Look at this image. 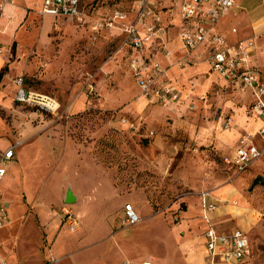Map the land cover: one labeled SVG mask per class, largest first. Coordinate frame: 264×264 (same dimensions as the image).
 Returning a JSON list of instances; mask_svg holds the SVG:
<instances>
[{"label":"rangeland","instance_id":"obj_1","mask_svg":"<svg viewBox=\"0 0 264 264\" xmlns=\"http://www.w3.org/2000/svg\"><path fill=\"white\" fill-rule=\"evenodd\" d=\"M141 1L80 0L79 15L55 18L40 13L39 3L22 5L26 15L17 38L0 40V137L20 142L14 150L18 160L7 164L0 182L10 218L0 228V254L8 264H35L52 251L58 264H71L64 253L106 234L107 211L115 228L124 229L151 264H188L189 251L202 250L204 191L216 211L231 206L215 223L240 227L249 237L250 254L239 264H264V170L251 166L235 173L224 161L233 148L226 154L220 137L224 120L238 109L244 113L247 98L209 69L202 47L193 54L182 46L176 3L150 0L161 29L148 34L145 25L135 24ZM238 11V17L223 19L218 27L226 28L230 43L251 40L249 63L264 69V1L241 0ZM118 12L124 18H114ZM44 16L52 19L45 22ZM151 20L147 16L143 22ZM233 21L236 30L228 31ZM129 23L148 34L138 50L126 39ZM0 37L8 40L9 34ZM134 59L157 81L173 83L177 99L145 98ZM154 64L165 73L155 75ZM17 75L28 90L53 97L57 108L18 102ZM89 82L95 88L91 94ZM258 176L261 181L251 188ZM71 193L72 201L64 199ZM127 203L140 215L137 224L123 223ZM65 205L78 218L75 231L63 220L60 207ZM92 247L76 259L83 261L82 253Z\"/></svg>","mask_w":264,"mask_h":264},{"label":"built area","instance_id":"obj_2","mask_svg":"<svg viewBox=\"0 0 264 264\" xmlns=\"http://www.w3.org/2000/svg\"><path fill=\"white\" fill-rule=\"evenodd\" d=\"M169 1H173L171 3H176L178 7L181 19L179 38L182 46L187 50L204 46L209 69L225 84L238 90L243 97L247 98V117L250 119L251 127L242 131L232 154L224 157V161L235 173H244L264 152V70L249 63L254 47L251 40L230 43L226 35L215 29L220 19L235 7L238 0ZM10 2L11 0H0V15L4 6ZM150 5L152 6L150 0H142L135 9L137 19L135 24L139 22L145 25L148 34L161 29L157 25L160 20L158 12L153 11ZM40 13L52 16H77L80 14V0H42ZM147 16L152 17V20L143 22ZM114 18H124V15L118 12ZM113 21L108 20L106 23L112 25ZM135 24L129 23L125 32L131 47L138 50L143 46L148 34L142 35ZM132 65L141 93L145 98L163 102L177 99L179 93L173 83L157 81L155 76L148 73L147 67L135 65V59ZM152 71L158 77L165 73V70L157 64L152 66ZM14 83L15 99L18 102L37 105L51 111L57 108L58 103L53 97L28 90L22 75L14 77ZM94 90L92 82L87 83L88 93L91 94ZM223 126L225 129L230 128L229 117L224 120ZM19 144V141L10 143L0 156V182L6 175L7 164L14 158V150ZM200 206L206 224L202 232L201 246L209 264H239L246 260L250 254L249 237L246 231L235 228L230 232H222L214 227L210 222L209 214L216 209L217 205L210 200V194L207 191L200 193ZM60 209L67 228L71 231L77 230L79 221L73 211L66 205L61 206ZM123 216V223L127 225L137 224L141 219L130 203L124 205ZM9 220L6 204L0 194V228L9 223ZM57 262L58 258L50 255L42 264H57ZM0 264H8L1 254ZM121 264L134 263L125 261ZM141 264L151 263L145 260Z\"/></svg>","mask_w":264,"mask_h":264},{"label":"crops","instance_id":"obj_3","mask_svg":"<svg viewBox=\"0 0 264 264\" xmlns=\"http://www.w3.org/2000/svg\"><path fill=\"white\" fill-rule=\"evenodd\" d=\"M240 1L241 0H238L235 7L233 8V10L229 11L226 14L227 16L225 15L224 17H222L219 22H222L223 19L232 21L234 16L238 17L240 14V12L238 11V9L240 8ZM41 2H42V0H11L10 3H7L3 8V12L5 11V15H12V19L7 20L5 18L6 17L5 15L1 19V16L3 14V12H2V14L0 15V24H1V27H4V30L1 31L0 36H2V35L5 36V35L9 34V38H8V40H4V39H1V37H0V40L4 41L5 43H9L11 40H13V38H15V37L17 38L16 34L18 32L19 23H20L22 17L26 15V10L22 5H31L33 3H39L41 5ZM55 17L56 16H52V18H55ZM51 19L46 20L45 16H44L45 22H49ZM234 24H238V22L235 23L233 21L231 24H229L230 26L228 28V31H229V29H235L236 30V28L232 27ZM218 25H219V23H217V25L215 26V29L219 32H222L224 35H226L224 32V30H226V28L223 29L222 27H218ZM13 42H15V41H13ZM173 45L174 44H172V46ZM199 47H202L203 53H205V51H206V50H204L205 47L204 46H199ZM199 47H197V48H199ZM197 48L193 50V54L197 53ZM257 58H258V56H257ZM250 64L255 65L256 68H258V69H261V68H259V66H257V64H254L252 62ZM200 66L205 68V67H207V64L205 62H200ZM261 70H264V69H261ZM246 107L244 109V113L238 109L234 114H231V116H229V118L231 119V126L229 129H223L222 126L220 128V131H223V132H221L220 137L223 136V141L228 146L226 154H230L229 151H231L232 148L234 149V147L237 143L238 137L242 133V131H244L246 129H250V127H251L250 119H249V117H247ZM225 131H227V133H225ZM0 141H2L4 143L3 146H0V148H1L0 149V156H1L3 151L5 150V148L9 145V142L7 143V141L1 137H0ZM18 157L19 156L17 154L16 155L14 154V158L16 160H18ZM252 166H254L255 169L264 170V152L252 164ZM0 194L2 195L3 200L6 204L7 210H8L7 200L5 199V197L3 196L2 193H0ZM73 197H74V195L71 193V195H65L64 199H67L68 201H72ZM83 207H84V205H83ZM229 207H230L229 205H225L224 207H221L219 210H217V211L215 210L214 212L212 211L213 213L211 212L212 215L209 217L210 222L212 224H214L215 225L214 227L219 231L230 232L231 230H233L235 228H240V227H234L233 226L234 228L230 227L227 229L226 227L222 228L219 226V224L215 223V220L218 219L219 216H222L224 213H226ZM188 210H189V208H187V211ZM109 215H110V212L107 211L105 214V219H106V223H107L106 224V234L104 236L98 237L97 239L91 241L90 243H87L86 246L76 248V249H70V251H68L67 253H64L65 257L70 259L71 264H121L125 261H129V262H132L134 264H141L143 261L149 260V259H145V256H148V255H146V254L144 255L141 252H139L141 249V246L136 245L134 243L132 237H130L129 234L127 232H125L124 229H116L115 228L116 220L113 216H109ZM194 220H196V219H194ZM205 226H206V224H204L203 228H205ZM58 233H54L51 235V237H52V247L51 248L52 249L54 247V241H55ZM76 238L79 240L80 236H76ZM180 244L182 245L183 243H180ZM96 245H97V248H99V251L94 252V250L96 249ZM89 246H93L92 249L88 250L87 253H82V255L85 256L84 260L78 261L76 259V257L78 256L77 253L81 252V250H84ZM183 246H184V244H183ZM185 246L186 247L184 249H186L185 251L188 252L189 250H187V248H189V247H187V244ZM52 249H51V251H52ZM194 252L195 251L190 250L189 254L187 256H185L188 264H208V260L205 257V252L203 251V249L199 250L195 254H194ZM50 255L56 257L52 251L45 258H43L39 261L37 260L35 264H42V262L47 257H49ZM113 260H117L116 263L113 262ZM110 261H112V262H110ZM58 262H59V258H58ZM58 262H57V264H58Z\"/></svg>","mask_w":264,"mask_h":264},{"label":"water","instance_id":"obj_4","mask_svg":"<svg viewBox=\"0 0 264 264\" xmlns=\"http://www.w3.org/2000/svg\"><path fill=\"white\" fill-rule=\"evenodd\" d=\"M260 181H261V177H260V176L255 177V178L253 179V182H252L251 188H252L256 183H258V182H260Z\"/></svg>","mask_w":264,"mask_h":264},{"label":"trees","instance_id":"obj_5","mask_svg":"<svg viewBox=\"0 0 264 264\" xmlns=\"http://www.w3.org/2000/svg\"><path fill=\"white\" fill-rule=\"evenodd\" d=\"M14 45H15V42L12 43V48H13ZM2 76H3V69L0 70V79H1Z\"/></svg>","mask_w":264,"mask_h":264},{"label":"bare ground","instance_id":"obj_6","mask_svg":"<svg viewBox=\"0 0 264 264\" xmlns=\"http://www.w3.org/2000/svg\"><path fill=\"white\" fill-rule=\"evenodd\" d=\"M231 207V206H230ZM232 207H235V205H233Z\"/></svg>","mask_w":264,"mask_h":264}]
</instances>
